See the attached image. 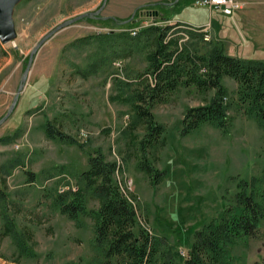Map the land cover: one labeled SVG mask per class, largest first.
<instances>
[{
	"label": "rangeland",
	"instance_id": "374dc122",
	"mask_svg": "<svg viewBox=\"0 0 264 264\" xmlns=\"http://www.w3.org/2000/svg\"><path fill=\"white\" fill-rule=\"evenodd\" d=\"M140 1L106 0L97 18L57 31L34 54L15 108L0 125V264L102 263L94 220L84 213L70 219L57 204L58 195L82 186L79 174L96 152L116 164V185L157 244L155 264H183L194 233L236 204L242 182L251 185L264 209V125L237 104L233 80L222 79L229 105L224 131L202 124L184 133L187 109L207 105L214 91L178 86L151 105L163 130L145 142L147 127L134 107L142 103L132 99L152 82L146 69L153 45L139 39L141 31L172 26L166 39L178 38L180 49L191 42L187 26L201 27V50L221 43L231 56L264 60V0H234L239 8L230 16L197 0H178L183 9L177 14L178 1ZM102 3L23 0L16 6V39L0 41V119L36 44ZM47 123L66 138L48 137ZM144 164L164 172L157 184L142 171ZM85 206L95 210L99 201L87 195ZM222 264H264V219L256 235L230 248Z\"/></svg>",
	"mask_w": 264,
	"mask_h": 264
},
{
	"label": "trees",
	"instance_id": "16d2710c",
	"mask_svg": "<svg viewBox=\"0 0 264 264\" xmlns=\"http://www.w3.org/2000/svg\"><path fill=\"white\" fill-rule=\"evenodd\" d=\"M174 7L176 14L183 9L179 1ZM172 28L153 27L141 31L138 36L153 45V50L147 54L146 69V75L152 82H148L141 92L134 93L132 98L142 103L134 107L137 118L143 120L147 127L145 142H150L151 137L159 138L157 136L163 130L149 112L151 105L163 101L178 86L192 85L201 91H214L207 105L187 109L181 121L184 133L202 124H212L226 130L229 105L224 101L227 91L222 83L223 78L231 79L238 85L237 104L243 107L244 113L264 125V60L231 56L221 43L203 46L201 50L203 33L193 30L187 31L191 42L181 44L179 49L178 38L166 39ZM45 132L50 138L56 135L63 140L66 138L49 123ZM141 169L151 177L153 184H157L164 175V172L146 164ZM115 170L116 164L106 161L100 152L88 155L87 169L78 177L82 186L76 192L58 195L57 204L70 219L76 220L80 213H84L94 220L95 241L103 256L101 264H155L158 258L157 244L149 232L140 226L133 206L121 194L113 179ZM239 186L240 191L235 195L236 204L227 208L218 221H211L194 233V241L187 259H182L183 264H222L230 248L240 240L256 235L259 223L264 219V209L255 200L254 192L249 191L251 185L248 182H242ZM87 195L98 199L97 209L86 208ZM262 196L264 198V193Z\"/></svg>",
	"mask_w": 264,
	"mask_h": 264
},
{
	"label": "water",
	"instance_id": "95a60500",
	"mask_svg": "<svg viewBox=\"0 0 264 264\" xmlns=\"http://www.w3.org/2000/svg\"><path fill=\"white\" fill-rule=\"evenodd\" d=\"M23 0H0V41L2 44H8L13 42L16 39V32H15V25H14V19H13V13L16 8V6L21 3ZM178 0H174L173 3H176ZM106 3V0H103L102 5L100 8L93 12V13H84L79 16H76L74 18L68 19L58 25L56 28H54L50 33H48L31 51L28 62L26 64V67L23 71L21 81L18 87V90L16 94L14 95V98L6 112V114L0 119V125L9 117V115L13 112L15 105L17 103L18 97L20 92L23 90L25 81L33 60V56L38 50V48L52 35H54L57 31L68 27L77 21L83 20L85 18H97L98 14L102 11ZM166 4V3H165ZM127 21H124L122 23H125Z\"/></svg>",
	"mask_w": 264,
	"mask_h": 264
},
{
	"label": "built area",
	"instance_id": "2783aa9c",
	"mask_svg": "<svg viewBox=\"0 0 264 264\" xmlns=\"http://www.w3.org/2000/svg\"><path fill=\"white\" fill-rule=\"evenodd\" d=\"M196 3L202 5H208L209 7H217L220 10L221 14L225 16L232 15L233 12L239 8V4L234 0H197ZM187 27L189 30L198 31V32H200L199 29H201V27H195L191 25H188ZM202 31H206V29H203ZM131 34L135 35L136 31L132 30ZM205 39L207 40V35H205ZM71 191L74 192L75 188L72 187Z\"/></svg>",
	"mask_w": 264,
	"mask_h": 264
},
{
	"label": "crops",
	"instance_id": "0c3cea01",
	"mask_svg": "<svg viewBox=\"0 0 264 264\" xmlns=\"http://www.w3.org/2000/svg\"><path fill=\"white\" fill-rule=\"evenodd\" d=\"M154 1H157V0H142L140 2H154ZM220 14H221V12H220ZM221 15H223V14H221ZM223 16H225V15H223ZM209 26L212 27L211 25H209Z\"/></svg>",
	"mask_w": 264,
	"mask_h": 264
}]
</instances>
